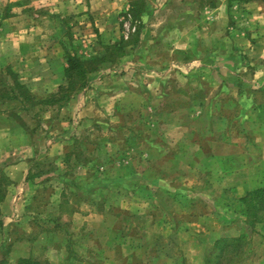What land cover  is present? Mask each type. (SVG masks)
Returning <instances> with one entry per match:
<instances>
[{
  "label": "rangeland",
  "instance_id": "obj_1",
  "mask_svg": "<svg viewBox=\"0 0 264 264\" xmlns=\"http://www.w3.org/2000/svg\"><path fill=\"white\" fill-rule=\"evenodd\" d=\"M7 28L0 264H264V191L239 200L264 187V0H0Z\"/></svg>",
  "mask_w": 264,
  "mask_h": 264
},
{
  "label": "crops",
  "instance_id": "obj_2",
  "mask_svg": "<svg viewBox=\"0 0 264 264\" xmlns=\"http://www.w3.org/2000/svg\"><path fill=\"white\" fill-rule=\"evenodd\" d=\"M36 15L42 16V15H40V13L38 11H37V14ZM44 19L45 18L43 17V19L39 18L37 20H31V24H34L36 26V30L34 31V36H33L35 39H38V38H41V37H45L44 35H42L41 29L38 28V26H40V25L43 24ZM18 20L19 19L18 18L16 19V17L15 18H12V19H4L3 23H5L7 25H10L11 23L12 24H17ZM47 20H49V19H47ZM51 20L53 21V19H51ZM18 31H19V29L18 30L17 29L15 30V29L7 28V29H5V33H3L1 35L0 40H2L3 42H5V44H4L5 46H6V42H7V46H10V47H12V44L9 41H12L15 38L16 39H19L21 41H24V42L29 41L28 34H24V33H20L19 32L21 34V36H19L17 34ZM35 33H39V34H35ZM20 44H24V43H21L20 42ZM19 47H20V45H19ZM43 54H44V52H42L41 55L43 56ZM11 55L12 54H10V57H11ZM38 55L39 54H37L35 56L37 57ZM9 200H10V197L9 198H6L5 203L8 202Z\"/></svg>",
  "mask_w": 264,
  "mask_h": 264
},
{
  "label": "trees",
  "instance_id": "obj_3",
  "mask_svg": "<svg viewBox=\"0 0 264 264\" xmlns=\"http://www.w3.org/2000/svg\"><path fill=\"white\" fill-rule=\"evenodd\" d=\"M264 191V187L263 188H256L253 189L252 191L246 192L245 195H243L242 197L239 198V200L247 207V210L249 209V205L252 204V202L254 201L253 199L256 198L260 193L259 192H263ZM261 203H259V206L256 208V210L254 211V213H256V211L258 210H262L264 208V199L260 200ZM251 202V204H250ZM251 213H253L251 211ZM264 224V222H263Z\"/></svg>",
  "mask_w": 264,
  "mask_h": 264
}]
</instances>
